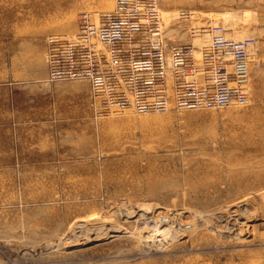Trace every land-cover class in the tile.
<instances>
[{
  "label": "rangeland",
  "instance_id": "obj_1",
  "mask_svg": "<svg viewBox=\"0 0 264 264\" xmlns=\"http://www.w3.org/2000/svg\"><path fill=\"white\" fill-rule=\"evenodd\" d=\"M159 2L174 43L256 39L248 104L108 111L46 37L114 0H0V264H264V0Z\"/></svg>",
  "mask_w": 264,
  "mask_h": 264
},
{
  "label": "built area",
  "instance_id": "obj_2",
  "mask_svg": "<svg viewBox=\"0 0 264 264\" xmlns=\"http://www.w3.org/2000/svg\"><path fill=\"white\" fill-rule=\"evenodd\" d=\"M193 13L180 11L186 22ZM204 46L174 43L159 0H114L80 14L78 32L46 37L49 81L82 80L108 111L136 113L246 105L256 39H235L215 23Z\"/></svg>",
  "mask_w": 264,
  "mask_h": 264
},
{
  "label": "bare ground",
  "instance_id": "obj_3",
  "mask_svg": "<svg viewBox=\"0 0 264 264\" xmlns=\"http://www.w3.org/2000/svg\"><path fill=\"white\" fill-rule=\"evenodd\" d=\"M96 14H98V13H96ZM258 195V194H257ZM237 214V213H236ZM245 214V213H244ZM128 215V214H127ZM246 215V214H245ZM230 216V215H229ZM89 217V216H88ZM84 221V220H83ZM245 221V220H244ZM235 222V221H234ZM79 224V223H78ZM78 224H77V226H78ZM81 224V223H80ZM232 225V224H231ZM73 226H75L76 227V224L75 225H73ZM164 226V225H163ZM84 227V226H83ZM157 227V226H156ZM165 227H166V225H165ZM80 228V227H79ZM78 230V229H77ZM167 238V237H166Z\"/></svg>",
  "mask_w": 264,
  "mask_h": 264
},
{
  "label": "crops",
  "instance_id": "obj_4",
  "mask_svg": "<svg viewBox=\"0 0 264 264\" xmlns=\"http://www.w3.org/2000/svg\"><path fill=\"white\" fill-rule=\"evenodd\" d=\"M226 1H228V2H229L230 0H226ZM226 5H229V4H226Z\"/></svg>",
  "mask_w": 264,
  "mask_h": 264
}]
</instances>
